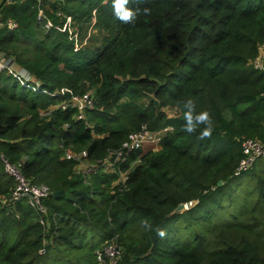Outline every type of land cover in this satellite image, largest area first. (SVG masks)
I'll list each match as a JSON object with an SVG mask.
<instances>
[{
	"label": "trees",
	"instance_id": "16d2710c",
	"mask_svg": "<svg viewBox=\"0 0 264 264\" xmlns=\"http://www.w3.org/2000/svg\"><path fill=\"white\" fill-rule=\"evenodd\" d=\"M128 7L151 12L125 24L112 0L0 4L3 21L16 23L0 28V48L40 83L33 92L0 73V153L34 182L54 177L51 191L64 190L45 199L43 227L25 202L1 201L13 181L0 162V264H96L95 250L115 235L124 249L118 264H264V160L236 172L240 140L264 143V69L252 63L264 46V0H130ZM66 16L71 32L55 28ZM46 19L54 27L45 31ZM90 27L101 39L78 47ZM13 42L32 45V54L11 51ZM87 86L96 105L85 120L72 108L41 115L70 95L55 90L83 94ZM189 97L197 112L211 111L210 139L183 131ZM142 125L171 129L159 150L142 154L123 193L110 187L113 176L84 182L62 159L61 145L97 158Z\"/></svg>",
	"mask_w": 264,
	"mask_h": 264
},
{
	"label": "built area",
	"instance_id": "2783aa9c",
	"mask_svg": "<svg viewBox=\"0 0 264 264\" xmlns=\"http://www.w3.org/2000/svg\"><path fill=\"white\" fill-rule=\"evenodd\" d=\"M39 5L42 2H52L53 0H37ZM13 0H3L2 4H11ZM60 15V13H58ZM37 15L39 19L45 17L43 7L38 8ZM70 16L65 17L62 25L55 26L60 31L68 30L71 32ZM6 25L9 29H14L16 23L12 19L3 21L0 12V28ZM11 25V27H10ZM54 27L49 19L43 24V29L49 30ZM257 69H264V46L259 47V55L252 62ZM9 74L20 85L31 89L33 92L39 91V81H37L31 72L24 67L15 65L13 59L0 48V73ZM47 93L45 89L41 90ZM69 93V97L59 102L56 106H50L47 111L41 112V115L47 116L54 109L63 111L69 108L74 109V118L77 120H85L87 110L95 108V98L90 92L83 94H73L70 89L60 88L55 90L52 95H64ZM68 127L67 124L63 125ZM170 127L160 130H149L146 125H142L138 130L130 133L128 138L123 140L118 146L108 148L104 154L97 158H91L86 149L75 150L71 146L61 145L62 159L73 163V174L82 177L84 182H88L92 176L104 174L113 176L110 187H116V192L123 193L128 188L130 172L133 168L141 163L142 154L147 151L159 150L163 135ZM241 158L238 162L236 172L247 171L253 167L259 159L264 160V143L257 138L246 137L240 140ZM0 162L4 173L13 181V187L6 197H2L1 201L5 203H14L18 201L25 202L36 214V220L43 227L47 226L48 208L45 199L53 194L51 189L43 184L34 182L26 177L22 171L20 162H10L3 153H0ZM39 252H43L42 249ZM124 249L118 242L117 236H113L110 240L104 241L95 250L96 264H118L123 256Z\"/></svg>",
	"mask_w": 264,
	"mask_h": 264
},
{
	"label": "clouds",
	"instance_id": "9594fccd",
	"mask_svg": "<svg viewBox=\"0 0 264 264\" xmlns=\"http://www.w3.org/2000/svg\"><path fill=\"white\" fill-rule=\"evenodd\" d=\"M103 4H108V0H102ZM130 0H112V8L115 17L125 24H133L136 22L141 11L144 15H149L151 10L149 8L144 9H132L128 7ZM11 27V25H10ZM196 101L189 97L183 102V131L188 134L196 133L199 130L198 139L203 141L210 139L214 132V119L209 109H203L199 112L196 110ZM201 125L203 127L201 128ZM143 228L146 230H152V225L145 220L143 222ZM157 234L160 237L166 235L163 229H156Z\"/></svg>",
	"mask_w": 264,
	"mask_h": 264
},
{
	"label": "rangeland",
	"instance_id": "374dc122",
	"mask_svg": "<svg viewBox=\"0 0 264 264\" xmlns=\"http://www.w3.org/2000/svg\"><path fill=\"white\" fill-rule=\"evenodd\" d=\"M90 31V32H89ZM88 32H86L83 36H82V38H80V40L78 41V47L80 46H82V45H85V44H89L90 43V41H91V39L92 38H99V40L101 39V37H102V30H99L97 27H90V30H89ZM42 32V31H41ZM40 32V33H41ZM11 46H12V48H11V51H12V49H14L17 53H20V52H26V54H25V56L26 55H31L32 54V45L30 46H28V45H23V44H21V43H18V42H13L12 44H11ZM10 51V52H11ZM61 88H66V87H61ZM67 89H69V88H67ZM85 91H89V92H91V91H93L92 89H90L89 88V86H87V88H86V90ZM169 114H171L172 112H168ZM70 175V174H69ZM66 177L68 178V176H64L63 177V179H61V181L62 180H65L66 179ZM70 177H72V175L70 176ZM54 182H56V181H54V177H53V179H52V182H50V181H46V180H41V181H38V183H43V184H45V185H47L50 189H52V184L54 183ZM218 183V182H217Z\"/></svg>",
	"mask_w": 264,
	"mask_h": 264
},
{
	"label": "water",
	"instance_id": "95a60500",
	"mask_svg": "<svg viewBox=\"0 0 264 264\" xmlns=\"http://www.w3.org/2000/svg\"><path fill=\"white\" fill-rule=\"evenodd\" d=\"M217 184H218V185H221L222 182H221V181H218ZM63 191H64L63 189L58 190V191H55V192H53V195H54V196H57V195L63 193ZM186 208H187V207H186L185 205H183V204H181V205L178 206V209H179V210H183V209H186Z\"/></svg>",
	"mask_w": 264,
	"mask_h": 264
},
{
	"label": "crops",
	"instance_id": "0c3cea01",
	"mask_svg": "<svg viewBox=\"0 0 264 264\" xmlns=\"http://www.w3.org/2000/svg\"><path fill=\"white\" fill-rule=\"evenodd\" d=\"M3 0H0V4L2 3Z\"/></svg>",
	"mask_w": 264,
	"mask_h": 264
}]
</instances>
